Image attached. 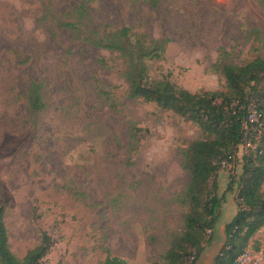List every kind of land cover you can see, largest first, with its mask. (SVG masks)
Here are the masks:
<instances>
[{"label": "rangeland", "instance_id": "rangeland-1", "mask_svg": "<svg viewBox=\"0 0 264 264\" xmlns=\"http://www.w3.org/2000/svg\"><path fill=\"white\" fill-rule=\"evenodd\" d=\"M122 27L167 41L163 58L147 60L149 75L192 92L225 89L213 67L222 49L237 65L264 57V0H0V200L20 259L46 233L43 264H102L108 253L157 264L184 230L182 151L203 132L131 98L123 57L81 38ZM33 83L43 84L40 111ZM228 171L216 177L228 197L216 238L196 264H215L220 228L238 208Z\"/></svg>", "mask_w": 264, "mask_h": 264}, {"label": "trees", "instance_id": "trees-1", "mask_svg": "<svg viewBox=\"0 0 264 264\" xmlns=\"http://www.w3.org/2000/svg\"><path fill=\"white\" fill-rule=\"evenodd\" d=\"M85 12V5H78ZM79 21L64 22L74 30ZM81 37L80 32L77 33ZM84 40L92 45L119 53L127 66L123 76L129 82V96L155 102L158 108L173 111L196 123L203 132L183 149L182 168L190 172V180L182 200L190 207L185 216L184 230L175 235L163 262L157 264H196L206 245L214 242L223 203L227 192L220 195L216 177L224 159L232 163L229 169L228 193H235L237 211L225 224L224 245L215 264H233L235 258L251 246L254 236L264 227V131L257 136L247 121V107L251 102L264 115V57L258 56L242 65L230 61L231 52L222 49L213 65L225 80L224 90L192 92L171 79L153 80L147 60L163 58L166 42L136 35L128 27L110 34L85 32ZM105 62V61H103ZM42 83H33L28 99L33 111L44 109ZM244 147L239 156L240 148ZM241 171H235V164ZM6 208L0 200V263L43 264L50 250V239L43 233L40 245L20 259L10 248L5 224ZM211 235L207 238L206 231ZM258 242L253 244L258 247ZM102 264H130L123 258L108 256Z\"/></svg>", "mask_w": 264, "mask_h": 264}, {"label": "built area", "instance_id": "built-area-1", "mask_svg": "<svg viewBox=\"0 0 264 264\" xmlns=\"http://www.w3.org/2000/svg\"><path fill=\"white\" fill-rule=\"evenodd\" d=\"M247 121L251 124L252 129L257 132V136L264 131V115L257 108L254 102L248 107ZM232 168V163L224 159L221 163V171ZM209 232H211L209 230ZM258 247L249 246L240 253L234 260L233 264H264V237L259 239Z\"/></svg>", "mask_w": 264, "mask_h": 264}, {"label": "crops", "instance_id": "crops-1", "mask_svg": "<svg viewBox=\"0 0 264 264\" xmlns=\"http://www.w3.org/2000/svg\"><path fill=\"white\" fill-rule=\"evenodd\" d=\"M220 175H221V177H220V179H224L225 178V175H223V173H220ZM237 211V210H236ZM236 213V212H235ZM220 230H222V231H224V233H225V225H223V227L222 228H220ZM225 235V234H224ZM262 237H264V227L263 228H261L258 232H257V234L254 236V239H257V238H262ZM225 238H226V236L224 237V241H225ZM223 241V242H224Z\"/></svg>", "mask_w": 264, "mask_h": 264}]
</instances>
